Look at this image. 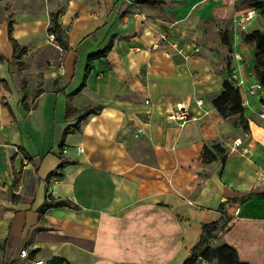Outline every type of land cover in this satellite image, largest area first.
Segmentation results:
<instances>
[{"label":"crops","instance_id":"1","mask_svg":"<svg viewBox=\"0 0 264 264\" xmlns=\"http://www.w3.org/2000/svg\"><path fill=\"white\" fill-rule=\"evenodd\" d=\"M215 3L0 0L11 5L0 20V264H27L24 249L69 264H182L204 224H264V92L241 93L247 130L215 107L225 55L198 28ZM54 14L65 44L48 39ZM163 32L172 45L153 48ZM232 75L258 80L253 59ZM178 104L186 123L168 118Z\"/></svg>","mask_w":264,"mask_h":264},{"label":"rangeland","instance_id":"2","mask_svg":"<svg viewBox=\"0 0 264 264\" xmlns=\"http://www.w3.org/2000/svg\"><path fill=\"white\" fill-rule=\"evenodd\" d=\"M84 2L97 6L100 0H84ZM215 4L212 16L198 24L199 39L207 47L221 46V51L225 55L227 78L239 88L240 93H243L244 82L238 85L240 81L233 78L232 73L240 71L241 66L249 59H253L256 66L257 49L249 35L253 31H260L264 35V0H216ZM64 7L60 4L57 12L61 13ZM247 9H255L257 15L248 26V30L242 32L241 37L236 38L234 17ZM5 10H11V5L8 4L6 7L0 4V20L2 14L5 16ZM162 34L167 36V40L162 42L172 45L168 33ZM236 53H240L241 59L236 57ZM242 107L245 108L243 105ZM239 108L240 106L235 102L229 104L226 108V118L234 117L237 123L247 130L244 113L230 112L231 109L235 111ZM189 232L190 237L195 236L193 229H189ZM196 238L197 242L187 248V255L188 258L196 255L197 264H264V224H246L223 217L215 228H210L208 235H205L201 229Z\"/></svg>","mask_w":264,"mask_h":264},{"label":"trees","instance_id":"3","mask_svg":"<svg viewBox=\"0 0 264 264\" xmlns=\"http://www.w3.org/2000/svg\"><path fill=\"white\" fill-rule=\"evenodd\" d=\"M148 2H161L162 0H146ZM9 32L11 34L12 32V27H10ZM49 32L50 33H54L56 35V38L59 42H62V44H65L64 40H63V29L61 27V25L58 22V15L54 14L52 16L51 19V26L49 28ZM249 38L252 39L255 43L256 49H257V54H256V66H255V73L257 76V79L263 84L264 86V35L260 32V31H253L250 33ZM11 41L15 47V50L18 49V44L17 42L11 37ZM110 46H108L104 51H102L101 53H99V55L93 56L90 58V62L85 74V77L87 78L90 71L93 69V61L96 58H100V57H106L108 50H109ZM224 92L221 96H219L216 100H214V105L215 107L221 112V114L226 117V108L229 104H231L232 102H235L237 105L240 106L239 109L233 111L230 110V112L236 113L239 112L241 114H243L244 112V108L242 107V96L240 93V90L238 87H235L232 84V81L227 78L224 81ZM101 110V106L98 107H94V108H89L87 110H85L84 112H82L81 114L78 115L77 118V123L74 125V128L76 130H80L81 126V122L83 120H85L86 118H88L90 115L92 114H97L99 111ZM213 149L218 152L221 153L223 152V149H221L220 146L216 145L213 147ZM217 158L216 153L210 149L209 147H205L204 149V153H203V160L206 163L212 162ZM66 164V161H63V164L60 166L59 170H61L63 168V165ZM55 175H59L57 172L55 173ZM222 220V219H221ZM219 222V221H218ZM218 222H213L210 224H204L202 226V230L205 233V235H208L210 228H215L218 224ZM49 264H69V262L63 258L60 257H56L52 260L49 261ZM184 264H197V257L196 255H192L190 258H188ZM241 264V263H238Z\"/></svg>","mask_w":264,"mask_h":264},{"label":"built area","instance_id":"4","mask_svg":"<svg viewBox=\"0 0 264 264\" xmlns=\"http://www.w3.org/2000/svg\"><path fill=\"white\" fill-rule=\"evenodd\" d=\"M256 15H257V11L255 9H247L245 11H242V12L236 14V16L234 17L235 37L236 38L241 37L242 32L248 30V26L254 20ZM48 39H49L50 43H52V44H59L58 40L56 38V35L54 33L49 32ZM165 40H167L166 34H161L159 40L156 43H154L153 47L158 48L160 46V44L162 43V41H165ZM173 47H175V49L177 50V52L179 54L184 55L186 58L189 57V55L187 53H185L184 49L182 47H179V45H177L176 43L173 44ZM236 57L238 59H241L240 53H236ZM240 84H243V81H240L238 83V85H240ZM242 90H243V93L246 94L247 96L254 97V96H259L260 94H262L264 92V86L259 80H256L255 82H253L249 86H244L242 88ZM198 104L202 105L203 101L198 100ZM242 105L244 107H247L249 105V100L247 97L242 100ZM206 114H208V113H206ZM260 117L264 119V112L260 113ZM168 118L171 121L181 120L182 123H186L189 119L192 118V116H191L190 111H189L187 106H185L183 104H178L176 109L169 113ZM235 145L237 147L240 146L241 145L240 140L235 141ZM77 150H78V152H81L82 148L79 146V147H77ZM20 255L22 258L28 259L27 264H49L48 261H45L43 259H31L30 254H29L27 249L22 250Z\"/></svg>","mask_w":264,"mask_h":264}]
</instances>
